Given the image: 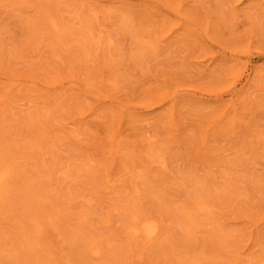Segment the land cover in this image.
Here are the masks:
<instances>
[{"label":"rangeland","instance_id":"obj_1","mask_svg":"<svg viewBox=\"0 0 264 264\" xmlns=\"http://www.w3.org/2000/svg\"><path fill=\"white\" fill-rule=\"evenodd\" d=\"M0 170V264H264V0H0Z\"/></svg>","mask_w":264,"mask_h":264},{"label":"bare ground","instance_id":"obj_2","mask_svg":"<svg viewBox=\"0 0 264 264\" xmlns=\"http://www.w3.org/2000/svg\"><path fill=\"white\" fill-rule=\"evenodd\" d=\"M52 22H54V21H52ZM55 23V22H54ZM55 25H57V24H55ZM151 135V134H150ZM151 140V139H150ZM7 174V170H0V183H1V181H3L2 180V178L5 176ZM8 176V175H7ZM3 183V182H2ZM202 208V207H201ZM204 208V207H203ZM202 208V209H203ZM145 217V216H144ZM143 218V217H142ZM144 219V218H143ZM139 220V219H138ZM142 221V220H141ZM146 221V220H145ZM156 221V220H155ZM157 223V222H156ZM134 225V224H133ZM137 225V224H136ZM157 225V224H156ZM159 225V224H158ZM157 225V226H158ZM133 229L134 230H140L141 232H143L144 233V235L145 236H151L153 233H154V231L156 230V233H157V228H156V226H155V224L154 223H152V222H144V223H142L141 224V226L140 227H133ZM130 232H132V231H130ZM139 235V234H138ZM153 236H155V233H154V235H152V237ZM142 237V236H141ZM93 249V248H92Z\"/></svg>","mask_w":264,"mask_h":264}]
</instances>
